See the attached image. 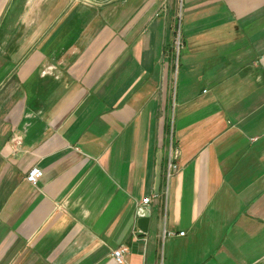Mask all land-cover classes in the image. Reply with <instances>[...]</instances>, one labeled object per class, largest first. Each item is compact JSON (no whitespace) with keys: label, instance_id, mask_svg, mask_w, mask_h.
I'll use <instances>...</instances> for the list:
<instances>
[{"label":"crops","instance_id":"0c3cea01","mask_svg":"<svg viewBox=\"0 0 264 264\" xmlns=\"http://www.w3.org/2000/svg\"><path fill=\"white\" fill-rule=\"evenodd\" d=\"M122 246L264 264V0H0V264Z\"/></svg>","mask_w":264,"mask_h":264},{"label":"built area","instance_id":"2783aa9c","mask_svg":"<svg viewBox=\"0 0 264 264\" xmlns=\"http://www.w3.org/2000/svg\"><path fill=\"white\" fill-rule=\"evenodd\" d=\"M183 43L181 39V32L179 27L175 31V37H174V50L176 55H178L180 49L182 48ZM22 142V136L20 134H14V136L11 138V144L14 149ZM179 155L178 148L174 147L171 139L168 147V163H167V171H166V179L167 181L170 179V177L173 175L174 172L179 170V166L177 164V158ZM42 177V170L37 167L33 166L30 168L29 172L26 175V180L31 184H36L37 181ZM149 198L146 197L143 199V203H148ZM173 235L172 232L164 231V235ZM179 235H184V232H179ZM126 252V247L122 246L117 249H114L112 251V256L114 257L115 261L119 264L124 263V253Z\"/></svg>","mask_w":264,"mask_h":264},{"label":"water","instance_id":"95a60500","mask_svg":"<svg viewBox=\"0 0 264 264\" xmlns=\"http://www.w3.org/2000/svg\"><path fill=\"white\" fill-rule=\"evenodd\" d=\"M148 209L146 206H143L140 210L139 216V228L143 233L147 232L148 221H149V214Z\"/></svg>","mask_w":264,"mask_h":264}]
</instances>
